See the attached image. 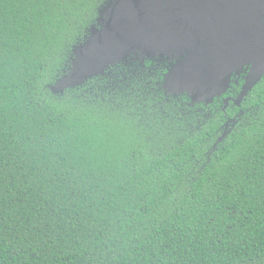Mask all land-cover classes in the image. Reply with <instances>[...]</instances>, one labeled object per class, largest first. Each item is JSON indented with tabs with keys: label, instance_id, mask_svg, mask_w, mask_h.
Masks as SVG:
<instances>
[{
	"label": "trees",
	"instance_id": "1",
	"mask_svg": "<svg viewBox=\"0 0 264 264\" xmlns=\"http://www.w3.org/2000/svg\"><path fill=\"white\" fill-rule=\"evenodd\" d=\"M105 1L0 0V264H264V75L225 111L244 71L191 104L161 58L53 93Z\"/></svg>",
	"mask_w": 264,
	"mask_h": 264
},
{
	"label": "water",
	"instance_id": "2",
	"mask_svg": "<svg viewBox=\"0 0 264 264\" xmlns=\"http://www.w3.org/2000/svg\"><path fill=\"white\" fill-rule=\"evenodd\" d=\"M98 13L50 86L53 93L128 59L161 58L172 61L161 85L167 94L210 104L248 67L238 95L224 99L225 111L264 75V0H106Z\"/></svg>",
	"mask_w": 264,
	"mask_h": 264
},
{
	"label": "flooded vegetation",
	"instance_id": "3",
	"mask_svg": "<svg viewBox=\"0 0 264 264\" xmlns=\"http://www.w3.org/2000/svg\"><path fill=\"white\" fill-rule=\"evenodd\" d=\"M247 70H248V67H245V68H243V69L241 70V71H244V76H245V74L247 73ZM241 71H240V72H241ZM244 76H243V78H244ZM180 95H181V94H180ZM212 102H213V101H212ZM212 102H211V103H212ZM211 103H210V104H211ZM196 104H197V103H196ZM224 104H225V103H224ZM205 105H208V104H205Z\"/></svg>",
	"mask_w": 264,
	"mask_h": 264
}]
</instances>
